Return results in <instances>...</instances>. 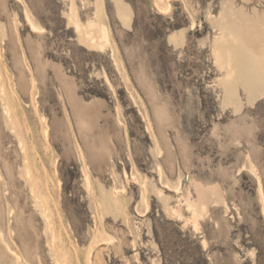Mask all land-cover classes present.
I'll list each match as a JSON object with an SVG mask.
<instances>
[{
  "label": "rangeland",
  "instance_id": "rangeland-1",
  "mask_svg": "<svg viewBox=\"0 0 264 264\" xmlns=\"http://www.w3.org/2000/svg\"><path fill=\"white\" fill-rule=\"evenodd\" d=\"M171 3L160 14L153 0H0V87L14 116L4 128L0 117L13 252L0 242V264H95L99 248L104 264H264V0ZM102 26L100 52L87 35L99 43ZM71 96L97 114L86 129ZM180 187L197 230L168 222ZM108 225L125 235L122 256Z\"/></svg>",
  "mask_w": 264,
  "mask_h": 264
},
{
  "label": "bare ground",
  "instance_id": "bare-ground-1",
  "mask_svg": "<svg viewBox=\"0 0 264 264\" xmlns=\"http://www.w3.org/2000/svg\"><path fill=\"white\" fill-rule=\"evenodd\" d=\"M153 1H154L155 5L157 7V10L160 14L169 13L172 9V3H171L172 0H153ZM210 16H211V14H210V12H208L207 17L210 18ZM25 18H26L28 28H30V30L33 31V33L36 32V34H37V28L35 27L36 25H34L33 21L31 20L29 14L27 12H25ZM194 24L195 23H193V22L191 23L192 29H193ZM11 26L15 30L14 26L12 25V21H11ZM74 28L76 31H79L80 25L77 22H74ZM39 32H42V31H39ZM87 38L90 39V41L92 43H94V45H95L94 47L97 48L100 52L104 51L105 47L108 45V31L104 26L101 27V36H100L99 43H95V38H94L92 33H89L87 35ZM113 62H115L114 59H113ZM27 70L29 72V90H37L36 79L33 76L32 71L29 68H27ZM0 80H1V77H0ZM104 81H105L106 85L108 86V88L110 90H113V86L111 85V83L107 77H105ZM14 86L17 89V86L15 83H14ZM67 90H71V88H69ZM59 97L63 100L61 93L59 94ZM131 98L135 103V99L132 95H131ZM70 99H71V105L75 110V118H76L78 124L80 126H82L84 129H86L88 126H90V119L94 120L96 118L97 114H95L94 110L92 109L93 107L90 108V107H85V106L81 105V102L78 99L74 98L73 96H71ZM64 110H66V109H64ZM65 113H66V111H65ZM67 115L69 116V114H67ZM68 116H67V120H68V123L70 125V130H72L70 119ZM0 117H1V124H2L3 128L5 127L4 125L7 122H10L11 124H13L12 122H13L14 116L12 114V107H10L9 100L6 96V93H5L4 89L1 87H0ZM5 118H6V121L4 120ZM15 118H17L16 115H15ZM43 120H45V117H40V121H43ZM12 128L15 130V127H12ZM49 129L50 128L47 124L42 129L44 138H46V139H48V137H49ZM14 130L11 131V133H14ZM19 147L21 149V151L19 153H25L26 154L25 148L23 147V143H22L21 139L19 141ZM166 159L164 161L167 163L170 162V166H171L172 161H169L170 157L169 158L167 157ZM89 165H91V162H89ZM27 168H28V170L26 172L27 177L31 182H33L29 167H27ZM98 169L99 170L102 169L101 163L98 164ZM158 173H159V175L162 174L161 168L158 169ZM9 177L11 178V180L9 182L10 188L11 187H17L15 184V178L11 177V174L9 175ZM124 177H125L126 181L132 180V181H134V183H136V184L138 183L136 177L133 174H131V176H127V174L124 172ZM1 178H2V176L0 174V180H1ZM85 179L88 183V177L87 176H85ZM139 184H140L142 191L144 193H146L147 192L146 184L144 182H141ZM88 185H89V183H88ZM124 191L125 190L123 189L122 192H124ZM30 192H33V190H31ZM176 193L179 194V198L168 209V213H169L170 218L175 219L182 226H186L188 223H191L192 227L195 230L199 229L201 216L197 213L196 209L188 201V199L184 197V192H183L181 187L176 190ZM112 194L114 197H116V196H118V191L116 189H114ZM146 207H148V206H146ZM13 214H14V211L12 212V215ZM45 216H46V219H48V216L47 215H45ZM108 227H109L110 231L118 232L117 235H115L114 237H112L109 240V243H111V246L114 250V253L119 254V256L120 255L122 256V247H123V244H125V235L121 231L116 230L111 225H108ZM25 234L27 235L28 232H26ZM107 241H108V239H107ZM0 242L2 243L1 246H2L3 251H6V252L13 254L10 247L4 241V238L2 236L1 225H0ZM106 243H108V242H105V245H106ZM201 244L203 245V247L206 248L207 242L205 239H203L201 241ZM16 259L18 260V257H16ZM89 261H90V263L92 262L95 264H104V257H103L102 249L99 248L98 250H96L95 253L93 255H91V260H89Z\"/></svg>",
  "mask_w": 264,
  "mask_h": 264
},
{
  "label": "crops",
  "instance_id": "crops-1",
  "mask_svg": "<svg viewBox=\"0 0 264 264\" xmlns=\"http://www.w3.org/2000/svg\"><path fill=\"white\" fill-rule=\"evenodd\" d=\"M244 111V110H243ZM243 113V112H242ZM241 115V114H240ZM240 115H238V116H240ZM211 147H212V145H211ZM211 147L209 148V149H211ZM149 153V152H148ZM243 174V172L242 171H240L239 173H237V175H242ZM216 208H220V209H222V207L221 206H219V205H211V207H210V213H212V211L214 210V209H216ZM231 212V211H230ZM230 212H227V213H229L230 214ZM206 219H209V218H205L203 221H205ZM166 221H168V220H166ZM168 222H173V223H177V221L175 220V219H172V220H169ZM188 229H190V226L188 225V227H186L184 230H188ZM198 232H200V231H198ZM197 233V232H196ZM201 244V243H200ZM201 247H202V249L203 250H207L208 249V244H207V246H206V248L205 247H203V245L201 244Z\"/></svg>",
  "mask_w": 264,
  "mask_h": 264
}]
</instances>
